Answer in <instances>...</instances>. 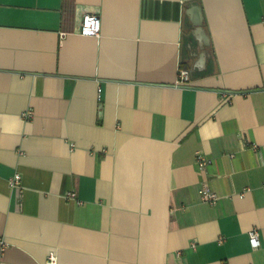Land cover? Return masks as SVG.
<instances>
[{"label": "crops", "instance_id": "0c3cea01", "mask_svg": "<svg viewBox=\"0 0 264 264\" xmlns=\"http://www.w3.org/2000/svg\"><path fill=\"white\" fill-rule=\"evenodd\" d=\"M49 254L264 264V0H0V264Z\"/></svg>", "mask_w": 264, "mask_h": 264}, {"label": "built area", "instance_id": "2783aa9c", "mask_svg": "<svg viewBox=\"0 0 264 264\" xmlns=\"http://www.w3.org/2000/svg\"><path fill=\"white\" fill-rule=\"evenodd\" d=\"M80 24H79V30L78 33L83 36H92V37H98L99 32H100V20L97 14L91 13V12H86L83 13L80 19ZM188 70L183 69L179 67L178 69V79L177 83L180 85H186L189 81V72ZM24 116L26 118H31L32 117V112L30 110L26 111L24 113ZM195 164L200 173H205V169L207 166L210 165L211 160L204 157L201 153H195ZM19 180H20V175L17 173H14V175L9 179L8 183L12 187H18L19 186ZM200 198L201 201L204 203H208L210 205L215 204L217 201L218 197L217 195L212 192L206 185H203L200 191ZM242 196V194H241ZM65 197L70 200H75L78 204H81L80 201L76 199V193L74 190L68 192ZM248 238H249V243L250 247L252 248H257L259 246V240H258V232L256 229H252L248 233ZM193 247V245H192ZM49 264H54L55 263V257L53 254H49Z\"/></svg>", "mask_w": 264, "mask_h": 264}, {"label": "water", "instance_id": "95a60500", "mask_svg": "<svg viewBox=\"0 0 264 264\" xmlns=\"http://www.w3.org/2000/svg\"><path fill=\"white\" fill-rule=\"evenodd\" d=\"M197 7L191 8L190 23L194 27V34L202 42L204 46L208 45V39L202 28V17Z\"/></svg>", "mask_w": 264, "mask_h": 264}]
</instances>
